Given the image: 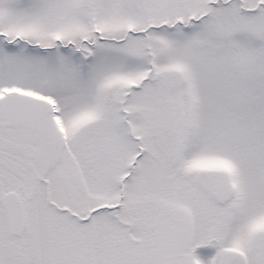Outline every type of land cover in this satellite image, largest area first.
Masks as SVG:
<instances>
[{
    "label": "snow or ice",
    "instance_id": "1",
    "mask_svg": "<svg viewBox=\"0 0 264 264\" xmlns=\"http://www.w3.org/2000/svg\"><path fill=\"white\" fill-rule=\"evenodd\" d=\"M0 264H264V0H0Z\"/></svg>",
    "mask_w": 264,
    "mask_h": 264
}]
</instances>
